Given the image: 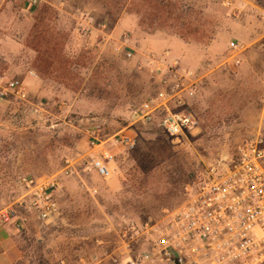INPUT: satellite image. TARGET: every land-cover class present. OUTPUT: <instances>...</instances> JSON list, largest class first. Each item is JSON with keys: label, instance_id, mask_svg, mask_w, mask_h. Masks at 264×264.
Here are the masks:
<instances>
[{"label": "rangeland", "instance_id": "rangeland-1", "mask_svg": "<svg viewBox=\"0 0 264 264\" xmlns=\"http://www.w3.org/2000/svg\"><path fill=\"white\" fill-rule=\"evenodd\" d=\"M248 1L238 3L235 17L219 0H0V92L18 80L27 93L25 100L0 96V211L22 200L21 178H60L55 224L42 226L34 210H17L29 229L19 235L22 256L12 264H77L114 254L124 224L159 221L186 199L185 186L204 167L232 158L258 131L264 138V53L237 37L244 26L264 37V0ZM176 37L200 48L197 73L228 63L215 85L188 99L194 127L173 137L157 118L138 121L136 112L170 79ZM213 41L228 47L206 52ZM231 42L240 46L236 57ZM190 63L182 69L194 68ZM125 127L135 146L113 147L110 173L99 176L91 133L106 140Z\"/></svg>", "mask_w": 264, "mask_h": 264}, {"label": "built area", "instance_id": "built-area-1", "mask_svg": "<svg viewBox=\"0 0 264 264\" xmlns=\"http://www.w3.org/2000/svg\"><path fill=\"white\" fill-rule=\"evenodd\" d=\"M221 6L239 17L240 1L219 0ZM264 53V37L256 41ZM229 50L236 57L240 46L231 42ZM176 67V69H175ZM170 79L136 112L137 120L152 122L157 118L161 130L179 136L195 125L188 110V99L194 96L193 71L179 68L174 62L167 68ZM31 74H33L31 72ZM27 97L23 84L9 81L1 97ZM264 121V94L260 105ZM94 156L91 166L101 177L109 175L113 147L133 148L136 135L125 127L106 140L91 133ZM67 175V170L64 171ZM58 175L23 177L25 195L15 206L0 211V225L16 220L17 210H34L40 221L55 224L60 208L55 199ZM186 199L171 210L163 211L159 221L124 224L117 233L112 264H264V138L260 131L240 141L230 159H219L199 171L184 188ZM19 226V224H17ZM141 246L137 253L136 245ZM81 264H100L81 260ZM63 264V262H62Z\"/></svg>", "mask_w": 264, "mask_h": 264}, {"label": "crops", "instance_id": "crops-1", "mask_svg": "<svg viewBox=\"0 0 264 264\" xmlns=\"http://www.w3.org/2000/svg\"><path fill=\"white\" fill-rule=\"evenodd\" d=\"M252 30V34H251ZM240 34L241 36H237L238 38L242 39L241 43L245 44L246 46L254 44L257 40H259L260 35L255 34L254 29L252 26L249 28L248 26L243 27V31ZM250 36V37H249ZM171 46L176 47V58L178 62L179 68H183L186 63H189L191 60V66L194 67L191 69L193 71L194 76L192 77L193 83H194V90H197L201 88V86H206L205 88L212 87L215 85L213 82V79L216 78L218 71H222V67L225 66V63H228V60L221 61L220 64L216 65L215 67H210L206 70L204 73H197L196 68L202 66V61H200L199 58V51L200 48L197 46L189 45L185 42H183L180 37H176L173 39V42H171ZM226 41L218 42L213 41L210 46L205 50L209 53H213L218 51H221L222 49H226ZM249 51H247L248 53ZM208 53V54H209ZM243 54V57L245 58V61L248 59V54ZM171 55H173L171 53ZM189 61V62H188ZM207 62H203L204 66H207ZM227 65V64H226ZM207 81V82H205ZM196 93L194 91V96L191 99H194L196 96ZM110 168V163L108 164ZM108 168V169H109ZM96 172V171H95ZM97 173V172H96ZM110 173V170H109ZM114 185V186H113ZM112 187L114 188V191H118L119 185L113 184ZM25 219L17 213L15 222L11 221L7 224H1L0 225V264H12L17 261H20L22 254L20 253V241H19V235L22 231L29 229V225L24 222ZM42 226H49L51 224H45L42 221H40ZM19 224V226H17ZM100 245L99 243H102L101 240L96 239L95 241ZM102 245V244H101ZM113 251L110 252H103L102 255L100 254L98 256V259L91 260V263H97L100 264H112L110 258L112 256ZM82 260V259H81ZM81 260L77 264H81Z\"/></svg>", "mask_w": 264, "mask_h": 264}]
</instances>
